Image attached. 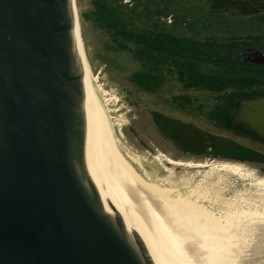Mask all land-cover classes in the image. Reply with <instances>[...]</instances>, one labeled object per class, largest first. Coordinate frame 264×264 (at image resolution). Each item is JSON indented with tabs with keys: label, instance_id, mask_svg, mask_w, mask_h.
<instances>
[{
	"label": "water",
	"instance_id": "1",
	"mask_svg": "<svg viewBox=\"0 0 264 264\" xmlns=\"http://www.w3.org/2000/svg\"><path fill=\"white\" fill-rule=\"evenodd\" d=\"M73 18L68 0H0V264H156L98 178ZM234 121L264 139V96Z\"/></svg>",
	"mask_w": 264,
	"mask_h": 264
},
{
	"label": "rangeland",
	"instance_id": "2",
	"mask_svg": "<svg viewBox=\"0 0 264 264\" xmlns=\"http://www.w3.org/2000/svg\"><path fill=\"white\" fill-rule=\"evenodd\" d=\"M107 1L108 6L116 4L114 0ZM221 1L119 0V3H124L127 7H142L146 3L148 10L160 8L153 12L158 14L155 17L161 16L156 20L151 18L152 12L147 14L149 19H145L146 21L137 16L128 19L134 21L135 24L131 27L135 29L145 31L154 20L156 24L150 31L164 28L179 36L199 38L206 34L222 42L236 40L240 45H264V0H251L255 11L249 14L239 11L237 3L245 6L241 1L223 0L222 6ZM102 6L93 0H76L81 38L91 68L93 89L108 118L119 150L126 157L135 160L131 161L133 166L145 178L174 186L179 194L204 207L206 213L218 216L221 223L229 219V212H264V183L258 182L259 178L264 177V161H237L209 156L204 152L206 148L209 149L208 146H215V139L222 137L235 139L263 155L264 143L252 140L254 138L234 135L218 126L208 114L218 97L204 90L185 88L174 69L162 66V84L156 91L146 90L132 82L130 75L134 71L146 70L148 67L135 59L131 51L117 46L121 36L113 31V27L100 21L99 10H104ZM123 8L120 6V9ZM110 9L119 10L112 7ZM169 9L175 12L176 23L175 19L169 23L164 11ZM124 11L129 14V11ZM144 11L146 13L145 9ZM163 19H167V23ZM185 21H190V26H185ZM258 35L259 39L256 38ZM153 111L161 112L179 122L174 136L180 142L157 129L151 117ZM161 154L175 160L206 161L207 165L186 167L172 164ZM221 162L240 165V172L244 174L231 169H216L214 166Z\"/></svg>",
	"mask_w": 264,
	"mask_h": 264
},
{
	"label": "bare ground",
	"instance_id": "3",
	"mask_svg": "<svg viewBox=\"0 0 264 264\" xmlns=\"http://www.w3.org/2000/svg\"><path fill=\"white\" fill-rule=\"evenodd\" d=\"M68 1L73 9L79 72L92 120L93 161L98 178L129 214L156 264H264V212H229V219L221 223L218 216L206 213L204 207L179 194L174 186L145 178L133 166L131 161L135 160L119 150L93 89L76 0ZM161 155L172 164L207 165L206 161H182ZM214 167L240 172V165L230 162H221ZM258 182L263 184L264 177Z\"/></svg>",
	"mask_w": 264,
	"mask_h": 264
},
{
	"label": "trees",
	"instance_id": "4",
	"mask_svg": "<svg viewBox=\"0 0 264 264\" xmlns=\"http://www.w3.org/2000/svg\"><path fill=\"white\" fill-rule=\"evenodd\" d=\"M93 1L99 2L100 7L103 3L102 8L105 11L99 10L100 21L113 27V31L121 36L117 46L131 51L135 59L148 67L146 70L134 71L130 75L132 82L146 90L156 91L162 84V66L174 69L185 88L204 90L218 97L217 102L208 112L210 119H214L218 126L224 127L223 129L229 130L234 135L254 138L252 140L264 143V139L250 131L248 127L234 121V113L241 101L250 97L264 96V62L260 61V56L264 55V45L257 43L253 46L240 45L236 40L222 42L206 34L199 38L179 36L174 31L168 32L164 28H159L160 31L159 29L150 31L156 24L154 20L161 17H155L158 14L153 12L160 8L148 10L149 6L146 3L142 7H127L124 3H119V0H114L118 6L106 5L107 0H101L102 3L100 0ZM236 1H241L245 5L237 3L241 13L249 14L255 11L250 3L251 0ZM223 2L222 0L221 6ZM119 5L129 11V14L120 9ZM110 7L119 10L112 9V12ZM164 11L169 23L174 22V19L176 23L175 12L170 9ZM150 12H152L151 18L154 19L151 27H147L145 31L131 27L135 23L128 19L137 16L146 21ZM162 21L167 23V19ZM190 24V21H185V26ZM256 38L259 39V35ZM151 117L157 129L180 142V139L174 136L176 125H179L178 121L158 111H153ZM215 140V146H208L209 149L206 148L204 151L209 156L237 161H264L262 153L235 139L222 137ZM213 141L214 137H212Z\"/></svg>",
	"mask_w": 264,
	"mask_h": 264
},
{
	"label": "flooded vegetation",
	"instance_id": "5",
	"mask_svg": "<svg viewBox=\"0 0 264 264\" xmlns=\"http://www.w3.org/2000/svg\"><path fill=\"white\" fill-rule=\"evenodd\" d=\"M255 97H258V96H255ZM255 97H250V98H246V99H251V98H255ZM245 100V99H244ZM242 102V101H241Z\"/></svg>",
	"mask_w": 264,
	"mask_h": 264
}]
</instances>
